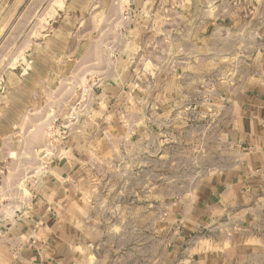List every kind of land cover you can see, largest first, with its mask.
<instances>
[{
  "label": "rangeland",
  "instance_id": "obj_1",
  "mask_svg": "<svg viewBox=\"0 0 264 264\" xmlns=\"http://www.w3.org/2000/svg\"><path fill=\"white\" fill-rule=\"evenodd\" d=\"M263 49L264 0H0V225L30 216L65 163L86 264H188L180 244L167 261L173 213L238 162L212 95ZM252 222L239 246L264 257ZM5 237L0 226V264Z\"/></svg>",
  "mask_w": 264,
  "mask_h": 264
},
{
  "label": "crops",
  "instance_id": "obj_2",
  "mask_svg": "<svg viewBox=\"0 0 264 264\" xmlns=\"http://www.w3.org/2000/svg\"><path fill=\"white\" fill-rule=\"evenodd\" d=\"M211 99L223 110L238 162L207 176L183 196L173 213L170 228L175 236L168 248L173 251L180 244L188 251L181 262L188 264H257L264 258L257 253L260 249L246 243L240 247L238 233L257 228L255 222L243 228L250 216L264 220V49L251 73L234 85L217 84ZM74 171L58 164L44 188L32 196V209L26 211L30 216L0 225L5 230L7 264H86L89 227L82 219L86 206L73 181ZM249 235L250 240L258 238ZM166 256L167 261H176L174 251Z\"/></svg>",
  "mask_w": 264,
  "mask_h": 264
}]
</instances>
